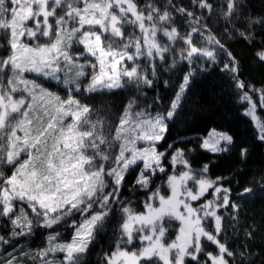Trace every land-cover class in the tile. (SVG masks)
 <instances>
[{"label":"snow or ice","instance_id":"6c2138e0","mask_svg":"<svg viewBox=\"0 0 264 264\" xmlns=\"http://www.w3.org/2000/svg\"><path fill=\"white\" fill-rule=\"evenodd\" d=\"M233 39L259 43L254 57L264 63V8L251 0H0V224L8 230L0 264H86L102 233L114 239L97 264H264V223L239 225L237 200L254 187L234 199L207 164L191 165L188 141L167 143L193 86L206 84L198 107L220 121L196 147L238 151L245 161L249 148L237 149L223 127L233 112L264 144V86L242 78ZM162 73L173 88L166 106L146 92ZM40 230L42 248L20 245Z\"/></svg>","mask_w":264,"mask_h":264},{"label":"trees","instance_id":"16d2710c","mask_svg":"<svg viewBox=\"0 0 264 264\" xmlns=\"http://www.w3.org/2000/svg\"><path fill=\"white\" fill-rule=\"evenodd\" d=\"M183 2L187 4L188 0H183ZM251 5L257 12L264 8L262 0H251ZM256 39L259 41L261 37L257 36ZM228 46L240 61L242 78L257 88L264 86V63H261L254 57V52L260 47L259 43L249 46L242 39H233L228 41ZM170 75V73H162L157 82V87L155 89H146L149 99L156 95L162 98L161 106H166L173 94L172 87L166 88L163 85V80L168 79ZM212 80H216L215 75L212 76ZM205 93L206 84L193 86L192 92L189 94L191 103L186 105L185 115H182L171 127L170 134L167 136V143L185 146V141H188L186 146L188 148H195V151L189 154L191 165L194 168H201L204 164H207L209 166L208 175L213 179L222 177L224 187L231 188L234 199L236 198V194L242 191L243 188L254 187L255 190L251 196H245L243 199L237 200L242 205L239 213V225L248 226L256 224L259 226L261 223H264V191H261L258 187L261 176L264 175V144L254 141L252 127L245 117L237 112H233L230 115L229 121L223 127L225 131H229V134L234 136L237 149L241 145L249 148L247 159L241 161L238 151L210 154L197 148L198 140L196 137L204 135L208 127L215 126V123L220 121L219 115H211L207 105L203 109L198 107L202 103L201 97ZM226 99L228 98L226 97ZM116 102L118 103V101ZM234 107L238 108L239 105H234ZM161 143L163 147H167V144ZM163 147L161 150H163ZM126 179L131 183L134 177L129 176ZM156 183L160 184L161 178H157ZM124 194L126 196H133V193L127 190H125ZM134 198L138 200L142 198V194ZM42 231H38L34 236L26 240L21 239L20 245L25 249L39 250L45 243ZM229 233H231V229H229ZM7 234L8 230L3 224H0V235L7 236ZM234 235L237 234H230L226 237L229 244L234 242ZM238 235L240 238L243 237L242 233ZM113 239L109 233H102L91 247L86 264H97L99 254L103 250L109 249V245ZM259 242L260 238L258 234L257 243ZM3 247L7 246H0V250ZM9 251H11L10 248ZM255 251L259 252V248L255 249Z\"/></svg>","mask_w":264,"mask_h":264}]
</instances>
